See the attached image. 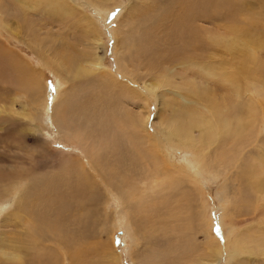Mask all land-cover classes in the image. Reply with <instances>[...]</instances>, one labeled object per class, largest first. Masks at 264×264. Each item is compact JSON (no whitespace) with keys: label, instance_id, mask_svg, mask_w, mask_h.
<instances>
[{"label":"rangeland","instance_id":"1","mask_svg":"<svg viewBox=\"0 0 264 264\" xmlns=\"http://www.w3.org/2000/svg\"><path fill=\"white\" fill-rule=\"evenodd\" d=\"M179 1L0 0V264H264V168L263 193L238 177L264 160V0H204L203 50L170 28ZM213 97L242 131L167 139Z\"/></svg>","mask_w":264,"mask_h":264},{"label":"bare ground","instance_id":"2","mask_svg":"<svg viewBox=\"0 0 264 264\" xmlns=\"http://www.w3.org/2000/svg\"><path fill=\"white\" fill-rule=\"evenodd\" d=\"M203 1L204 0H181V1H179V3H181L180 5H177L178 7L176 8V10H175V17H174V19H171L172 20V22H171V20H170V24H171V26H170V28L172 27V29H178V30H180V32L178 33L179 35H181L182 36V40H184L185 42H188L189 44H190V48L191 49H197V48H201V45L202 44H204V43H206V41L204 42L203 41V36H202V34H203V32L205 31L206 32V30H203L201 27L199 28L198 27V29H200L201 31H202V33H201V31H195L194 29L196 28L195 26H198L197 25V23L198 22H203V20L205 21V15H204V12H203V9H205V8H203L202 9V7H203V4L205 5V3H203ZM210 1V0H209ZM212 1V0H211ZM222 1V0H221ZM214 2V1H213ZM178 3V4H179ZM220 3V2H219ZM218 3V4H219ZM222 3V2H221ZM217 4V3H216ZM225 4V3H224ZM228 4V3H227ZM230 4V3H229ZM194 5H195V7L197 8V9H199V10H194ZM209 5H211V4H209ZM213 5V4H212ZM220 5V4H219ZM208 6V5H207ZM224 8H226V7H224ZM222 9H223V7H222ZM210 10V9H209ZM61 11H62V9H61ZM63 12V11H62ZM216 12V11H215ZM171 14V13H170ZM211 14H214V13H211ZM174 14L172 13V15L171 16H173ZM207 15H209V13H207L206 14V16ZM217 15V14H216ZM213 16H215V15H213ZM235 17V16H234ZM254 18V17H253ZM253 18H252V21H251V18H248L247 17V22H246V25H250V27L251 26H254V24H255V22H253ZM214 19V18H213ZM216 20V19H215ZM237 21H238V19H237ZM236 21V19L235 18H233V17H226V23L223 25V27H216V33H214V34H211V35H208V36H210V38H209V42L211 43V44H214V46H216L215 47V49L217 48V47H220V44L222 43V41L220 42V36L221 35H223L224 33H227V35H225V36H227V37H229V36H233V35H230V34H234L235 32H236V30H237V23L239 22H237ZM248 21H250V22H248ZM224 22V21H223ZM244 22V23H245ZM213 28V27H212ZM214 29V28H213ZM223 29H225L224 30V33H221L222 31H223ZM193 30L195 31V34H194V32H193ZM197 30V29H196ZM208 31V30H207ZM204 32V33H205ZM171 33V32H170ZM209 32H207V34H208ZM220 33H221V35H220ZM199 34H201L200 36H199ZM204 46V45H203ZM214 46H213V48H214ZM187 48H188V45L186 46ZM185 47V48H186ZM204 48V47H203ZM202 49V48H201ZM225 49H226V47H225ZM188 50H189V48H188ZM199 50V49H198ZM203 50V49H202ZM201 50V51H202ZM195 51V50H194ZM193 51V52H194ZM226 51L228 52V53H230V51H229V49L227 50L226 49ZM231 54V53H230ZM198 55V54H197ZM199 56V55H198ZM198 56H197V58H198ZM184 57V56H183ZM10 58V57H9ZM217 58V57H216ZM193 60V59H192ZM11 61V60H10ZM67 61V60H66ZM70 62H72V61H70L69 60V63ZM232 63H233V65H232ZM195 64H196V62H195ZM91 65H93L94 66V68H99L100 70H103L102 69V67H100V64L99 63H91ZM203 64L201 63V62H198L197 64H196V66H198V69H199V71H201V70H203V69H207V70H209L211 73H209V72H207L208 73V76H210V75H212V69L214 68V67H216L217 69L215 70V78L217 79V80H221V81H217L216 80V82H214L213 84L216 86V88L217 89H220V87H221V84L222 83H226V82H224V81H227V83L228 84H230V89H232L233 88V85L235 84V81H234V79H235V77H236V73H235V70L237 69L236 68V66L234 65V61H230V60H228V61H225V60H212V61H210V62H207V64H204L203 66H202ZM236 69H235V68ZM15 68V67H14ZM17 68V67H16ZM234 68V70H233V72L232 73H229V74H226L225 73V71H227V70H230V69H233ZM191 69V68H190ZM24 70V69H23ZM89 70V69H88ZM88 70H83V72H87ZM20 72L22 73V70H20ZM193 72H195V71H193ZM239 72V71H238ZM18 73V72H17ZM195 73H197V72H195ZM198 74V73H197ZM200 74V73H199ZM27 75H28V73H27ZM193 75V74H192ZM19 76H20V74H19ZM24 76V75H23ZM25 77V76H24ZM24 77L23 78H21V79H24ZM200 78V77H199ZM25 80V79H24ZM31 80V79H30ZM163 80V79H162ZM162 82V81H161ZM184 82V81H183ZM226 83V84H227ZM161 84V83H160ZM22 85L25 87V88H27V85L25 86L24 84H23V82H22ZM31 89L32 90H34V89H36L37 88V91H38V89H39V86L37 85L36 86V83H33V85H31ZM34 88V89H33ZM39 93V92H38ZM132 93V92H131ZM213 99H214V97H213ZM210 100V99H209ZM205 107V106H204ZM206 109V111H207V113H208V117L207 118H205V119H203V120H197V119H195V118H191L190 119V123L188 124V125H184V127L183 128H177L176 129V127L177 126H175L174 128L175 129H170V132H172L173 134L171 135V136H168V138L167 139H171L172 138V136H176V135H178V136H182V145H184V146H187L188 147V145H189V141H190V139H189V132H190V130H189V128H191L190 127V125H194L195 124V126H196V123L197 124H199V123H201L199 126L200 127H202V131H201V134H203V137L200 139L201 140V142H204V145L203 146H208V145H210V142H215L216 140H217V138L218 137H223V139H225V141H226V138L225 137H228V136H230L232 133H238L239 131H242L244 128H245V126H246V123L247 122H245V119L246 118H244V121H243V119H240V120H238L237 122H236V124H235V122L233 121L232 122V120L231 119H227V118H225V117H228L226 114H224V112H227L228 110H230L231 109V104H230V101H228V99H224V100H216V99H214V100H212V101H210V102H208V106L207 107H205ZM250 109V108H249ZM251 110V111H250ZM249 110V115L250 114H252V112H253V110L252 109H250ZM251 112V113H250ZM244 114V113H243ZM131 121V120H130ZM132 122V121H131ZM177 125H179V124H177ZM181 125V124H180ZM230 125H233L232 127H230ZM173 126V125H172ZM171 126V127H172ZM183 126V125H182ZM220 128V129H219ZM96 133H97V131H96ZM94 136V135H93ZM172 140V139H171ZM171 140H169V141H171ZM180 140V139H179ZM185 141V142H184ZM95 142V141H94ZM224 143V142H223ZM95 145H96V143H95ZM219 154V153H218ZM252 155H254L253 157H250L248 160H247V162L248 161H250V162H256V163H253L254 165H252V164H250L248 167H245V166H242L241 167V172H240V174L242 173V170H244L245 172H246V176H247V178H248V183H249V185H247L250 189L251 188H253V191H255V192H257V193H263V190H258V191H256V188H259V187H262L263 185H262V181L261 180H259L261 177H258V173H259V167L260 168H264V160H262L261 158H258V157H260V156H258V157H256L257 155H259V154H252ZM251 155V156H252ZM197 157H199L198 155H196ZM264 156V155H263ZM263 156H261V157H263ZM196 157V158H197ZM254 157H256V158H258V159H256V160H252V158H254ZM92 161V160H91ZM71 163V162H70ZM93 163V162H92ZM197 163V162H196ZM94 164H96V162L94 163ZM194 164V163H193ZM245 164H247V163H245ZM242 165H244V164H242ZM248 165V164H247ZM73 166V165H72ZM75 167V166H74ZM191 169V168H190ZM258 171V172H257ZM260 174V173H259ZM239 177V180H240V184H242L243 186L244 185H246V181L245 180H243V178H242V174L240 175V176H238ZM263 178V177H262ZM264 179V178H263ZM15 182V181H14ZM80 185V184H79ZM251 186V187H250ZM76 190V189H75ZM46 191V190H45ZM77 191V190H76ZM264 199V196H262V199L261 200H263ZM262 207V206H261ZM241 241V240H240ZM64 247H66V246H64ZM77 247H79V246H77ZM87 247V246H86ZM83 248V247H82ZM81 247H79V248H76V249H74L73 251H71V252H69V253H71L75 258H79L80 256H82L83 255V253H86V251H87V248L84 250V249H82ZM91 249V248H90ZM67 250V249H66ZM65 250V251H66ZM90 252V251H89ZM68 253V254H69ZM89 254V253H88ZM63 255V254H62ZM72 255H70L71 257H72ZM69 256V257H70ZM16 259H21L20 257H17ZM70 259V258H69ZM74 259V258H73ZM71 260V259H70ZM19 261H21V260H19ZM33 261V260H32ZM72 261H74V260H72ZM17 262V261H16ZM15 262V263H16ZM71 262V261H70ZM14 263V264H15ZM32 263V262H31ZM87 263V262H86ZM71 264V263H70ZM73 264H75V263H73Z\"/></svg>","mask_w":264,"mask_h":264}]
</instances>
